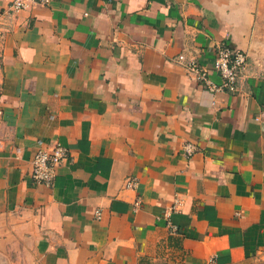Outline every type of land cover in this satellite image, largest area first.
Listing matches in <instances>:
<instances>
[{
  "label": "crops",
  "instance_id": "0c3cea01",
  "mask_svg": "<svg viewBox=\"0 0 264 264\" xmlns=\"http://www.w3.org/2000/svg\"><path fill=\"white\" fill-rule=\"evenodd\" d=\"M10 3L0 0V246L40 264L264 255V69L249 58L237 92L213 93L178 60L212 66L222 43L250 56L264 0ZM56 143L69 156L52 185L33 183L35 152Z\"/></svg>",
  "mask_w": 264,
  "mask_h": 264
},
{
  "label": "built area",
  "instance_id": "2783aa9c",
  "mask_svg": "<svg viewBox=\"0 0 264 264\" xmlns=\"http://www.w3.org/2000/svg\"><path fill=\"white\" fill-rule=\"evenodd\" d=\"M53 0H11L9 9L12 12L28 9L34 4L48 5ZM4 34H0V42ZM178 60L183 62L187 74L202 85L208 91L213 93L227 91L235 93L238 91V84L243 71L248 64V54L246 51L239 49L227 43L218 46L212 66L201 64L196 58L186 59L184 54L178 56ZM215 70L221 77V84L214 83L210 77V71ZM4 119V109L1 104L0 95V123ZM0 139V150L2 148ZM198 151L195 142L189 141L183 145V152L187 157H192ZM69 156V149L61 143H56L51 147L40 146L32 158V168L28 174L29 179L35 184L52 185L57 173L58 166ZM136 184L134 178H128L126 185L133 187ZM182 201L175 199L168 213V222L174 230L176 225L171 219V214L178 211ZM97 218H101V211L96 212Z\"/></svg>",
  "mask_w": 264,
  "mask_h": 264
},
{
  "label": "rangeland",
  "instance_id": "374dc122",
  "mask_svg": "<svg viewBox=\"0 0 264 264\" xmlns=\"http://www.w3.org/2000/svg\"><path fill=\"white\" fill-rule=\"evenodd\" d=\"M257 42L254 43L250 56L256 66L264 69V27L262 31L256 35ZM0 264H40L31 252H24L12 245L0 246ZM243 264H264V255L247 261Z\"/></svg>",
  "mask_w": 264,
  "mask_h": 264
}]
</instances>
